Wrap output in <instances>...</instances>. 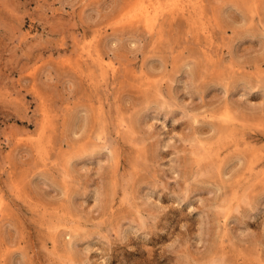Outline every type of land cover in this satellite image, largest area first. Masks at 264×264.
<instances>
[{
	"label": "rangeland",
	"instance_id": "rangeland-1",
	"mask_svg": "<svg viewBox=\"0 0 264 264\" xmlns=\"http://www.w3.org/2000/svg\"><path fill=\"white\" fill-rule=\"evenodd\" d=\"M136 1L0 0V264H264V0Z\"/></svg>",
	"mask_w": 264,
	"mask_h": 264
},
{
	"label": "bare ground",
	"instance_id": "bare-ground-1",
	"mask_svg": "<svg viewBox=\"0 0 264 264\" xmlns=\"http://www.w3.org/2000/svg\"><path fill=\"white\" fill-rule=\"evenodd\" d=\"M147 1V0H146ZM145 0H137L134 4L129 5L130 11L126 14L133 13V17L143 16L145 21H149L153 15H150L147 6L145 5ZM177 6V5H176ZM139 14V15H138ZM154 20V19H153Z\"/></svg>",
	"mask_w": 264,
	"mask_h": 264
}]
</instances>
